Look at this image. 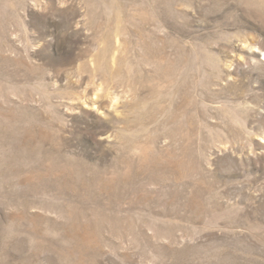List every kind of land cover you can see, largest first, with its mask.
Segmentation results:
<instances>
[{"label":"rangeland","instance_id":"1","mask_svg":"<svg viewBox=\"0 0 264 264\" xmlns=\"http://www.w3.org/2000/svg\"><path fill=\"white\" fill-rule=\"evenodd\" d=\"M0 264H264V0H0Z\"/></svg>","mask_w":264,"mask_h":264},{"label":"bare ground","instance_id":"2","mask_svg":"<svg viewBox=\"0 0 264 264\" xmlns=\"http://www.w3.org/2000/svg\"><path fill=\"white\" fill-rule=\"evenodd\" d=\"M94 17H95V15H94ZM112 23H113L114 27L116 28V26H117L116 25V16L114 18V22H112ZM101 55H102L101 53L97 54V56H101ZM93 60L96 62V65L94 66V71L96 73H101V74L108 73L109 76H113L114 73H116V75H118L120 73L121 67H123V66L124 67L127 66L129 69H133L135 67V62H134L133 58H93Z\"/></svg>","mask_w":264,"mask_h":264}]
</instances>
